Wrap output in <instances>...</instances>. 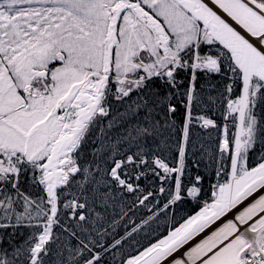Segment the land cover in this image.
Here are the masks:
<instances>
[{"label":"snow or ice","instance_id":"6c2138e0","mask_svg":"<svg viewBox=\"0 0 264 264\" xmlns=\"http://www.w3.org/2000/svg\"><path fill=\"white\" fill-rule=\"evenodd\" d=\"M0 264H264V0H0Z\"/></svg>","mask_w":264,"mask_h":264}]
</instances>
